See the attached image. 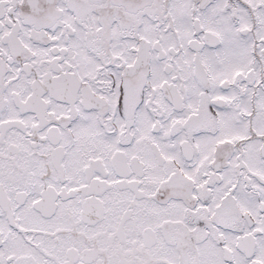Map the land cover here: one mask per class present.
Returning a JSON list of instances; mask_svg holds the SVG:
<instances>
[{
    "label": "snow or ice",
    "instance_id": "1",
    "mask_svg": "<svg viewBox=\"0 0 264 264\" xmlns=\"http://www.w3.org/2000/svg\"><path fill=\"white\" fill-rule=\"evenodd\" d=\"M0 264H264V0H0Z\"/></svg>",
    "mask_w": 264,
    "mask_h": 264
}]
</instances>
